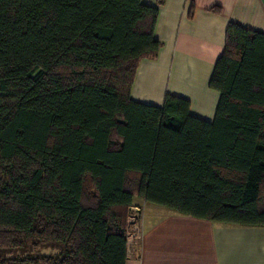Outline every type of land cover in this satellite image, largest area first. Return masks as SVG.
I'll return each mask as SVG.
<instances>
[{"label":"trees","instance_id":"16d2710c","mask_svg":"<svg viewBox=\"0 0 264 264\" xmlns=\"http://www.w3.org/2000/svg\"><path fill=\"white\" fill-rule=\"evenodd\" d=\"M164 3L0 0V238L58 252L14 264H127L137 198L264 228V35L228 27L212 122L140 104Z\"/></svg>","mask_w":264,"mask_h":264},{"label":"crops","instance_id":"0c3cea01","mask_svg":"<svg viewBox=\"0 0 264 264\" xmlns=\"http://www.w3.org/2000/svg\"><path fill=\"white\" fill-rule=\"evenodd\" d=\"M231 24L264 35V0H165L156 27L163 48L158 59L141 62L133 101L162 107L167 95L182 98L193 117L212 122L220 95L210 81ZM135 205L144 207L143 238L127 264H264L263 227L185 216L141 198Z\"/></svg>","mask_w":264,"mask_h":264},{"label":"rangeland","instance_id":"374dc122","mask_svg":"<svg viewBox=\"0 0 264 264\" xmlns=\"http://www.w3.org/2000/svg\"><path fill=\"white\" fill-rule=\"evenodd\" d=\"M57 254L58 252L51 249V247H39L34 249L32 241L28 242L26 248H21L18 240L9 239L7 237L0 238V261H4L7 264H14V262H17V260L21 258L25 259L28 257L52 256Z\"/></svg>","mask_w":264,"mask_h":264},{"label":"built area","instance_id":"2783aa9c","mask_svg":"<svg viewBox=\"0 0 264 264\" xmlns=\"http://www.w3.org/2000/svg\"><path fill=\"white\" fill-rule=\"evenodd\" d=\"M142 213V207L134 206L130 209L128 215L126 227L128 257L138 258L140 255V244L143 238Z\"/></svg>","mask_w":264,"mask_h":264}]
</instances>
